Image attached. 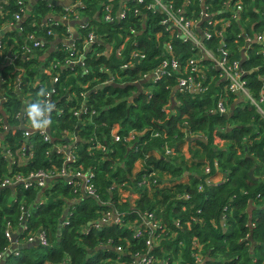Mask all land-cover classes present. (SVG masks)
Instances as JSON below:
<instances>
[{
    "label": "trees",
    "instance_id": "obj_1",
    "mask_svg": "<svg viewBox=\"0 0 264 264\" xmlns=\"http://www.w3.org/2000/svg\"><path fill=\"white\" fill-rule=\"evenodd\" d=\"M16 1L8 0L2 5L7 16L0 17V24L18 11ZM31 1H28L29 15L22 28L25 33L42 35L35 24H40L41 18L49 10L58 13L61 9L48 7L44 0H38L32 6ZM83 1L88 7L85 14L89 18L88 26L80 31L83 38L92 32L114 44L115 50L125 38L136 40L139 42L138 51L143 52L146 59L128 72L124 85L114 84L93 95L97 114L89 121L87 117H82V127L78 131L76 127L80 121L71 114V105L59 102L58 108L62 115L50 116L51 137L60 138V132L64 130L77 132V159L73 165L83 166L95 173L97 198H79L80 194L72 192L62 179H55L42 193L23 186L0 188V252L8 246L4 237L7 223L18 230L25 219L30 230L43 228L49 239L48 247L27 245L22 248L26 244L20 245L21 248L18 247L15 251L17 255H6L3 263L117 264L119 261L127 264L132 254L146 251V238L134 240L132 229L123 225L103 226L84 233L85 228L90 227L99 216L116 211L125 224L139 221L140 216L145 213L154 214L156 221L161 224L159 232L163 235L151 251V256L157 262L155 264H264V120L248 101L235 102L234 96L225 95L224 85L220 82L213 83L201 97L177 93L180 105L171 103V91L175 84L173 79L163 80L155 85L139 81L141 89L139 82H135L138 79L137 73L150 71L163 60L165 43H171L175 47V56L185 63L191 45L180 42L170 32L162 33L156 38L155 34L163 29L158 26L159 14L151 16L147 20L146 32L135 37L131 30L137 29V19L129 16L121 26L116 23H100L92 19L97 10L96 5L107 4L109 0ZM183 1L175 0V7H179ZM188 1L187 14H197L199 1ZM225 1L209 0L207 3L216 8ZM148 2L150 1H146V4ZM112 4L116 8L118 0H113ZM241 4L243 9L239 19L230 21L223 39L213 35V38L204 41L214 56L218 55L219 47L224 45L232 60L241 61L245 39H253L264 33V0H241ZM126 7L128 11L136 8L133 3ZM145 9L146 6H140L141 13ZM223 16L218 14L216 17ZM60 24L51 28L58 35L64 28ZM98 47L99 45L94 46L95 49ZM98 49L103 51V48ZM128 50L129 48L126 52ZM261 50L257 44L251 45L246 49L247 58L241 65L246 71L243 79L253 97L259 95V76L264 73V55ZM33 53L40 59L22 58L16 62L19 68L24 69L26 79L45 76L42 53L37 50ZM55 56L51 53L47 60ZM89 63L93 67L101 63L109 64L105 58ZM203 63L207 64L206 61ZM116 64L118 63L115 61V64L110 65L116 67ZM6 70V67L0 68L1 79ZM94 72L97 75V70L94 69ZM68 73L61 76L62 86L70 87L71 90L75 79L66 78ZM208 74L216 76V72L212 70ZM100 76L106 78V73ZM90 78L91 76L77 77L81 82ZM0 89L1 95L3 85ZM24 90L28 91L27 88ZM145 90L148 91L145 93ZM29 93L36 100V95L30 91ZM220 96L227 100V118L209 113ZM2 107L5 115L9 116V113L21 110V103L8 92ZM0 117L4 115L0 114ZM6 118L8 128L2 131L0 140L4 146L12 149L17 160L18 147L27 142L22 132L14 127L15 120ZM183 121L187 122L188 131L202 138H188L181 133ZM115 129L120 130L123 135L135 131L136 140L131 146L112 142L110 132ZM90 137L102 140L107 152L89 150ZM220 141H227L230 145L220 149L217 147ZM32 142L35 145L32 161L26 160L23 164L20 160L17 165L8 168L7 160L0 158V183L14 173L26 175L33 171L60 168L59 164L50 166L46 156V152L57 141L52 144L44 143L41 136L36 134L33 135ZM181 143L187 147L184 156H164V146L176 148ZM187 157H190V161L185 159ZM137 162H141V169L133 173ZM190 162L191 165L187 166ZM205 166L209 167V174L204 173ZM251 169H254L253 178L248 175ZM215 172L221 173L223 177L221 181L213 183L209 179ZM160 173L167 174L169 179L162 182L157 176ZM148 175H152L151 179L156 183L147 190L141 189L138 184ZM183 176H189V184L178 183ZM126 194L139 198L133 205L127 201L124 203L120 197ZM179 194H187L189 199L176 200ZM106 202L108 205H105ZM65 221L68 222L67 225H63ZM24 235L21 234L19 240ZM109 239L113 242L112 246L104 247V242ZM194 244L200 247L202 260L199 263L193 257L198 251ZM118 245H128L127 253L119 256L113 249Z\"/></svg>",
    "mask_w": 264,
    "mask_h": 264
},
{
    "label": "built area",
    "instance_id": "obj_2",
    "mask_svg": "<svg viewBox=\"0 0 264 264\" xmlns=\"http://www.w3.org/2000/svg\"><path fill=\"white\" fill-rule=\"evenodd\" d=\"M28 1L17 0L15 4L19 8L18 11L0 24V32H4L5 35L13 33L8 37H5L3 34V39H0V68H7L4 78H0V86L3 85L4 87L2 89L3 93L0 95V114L4 115V117H0V137L2 136V131H6L8 128L6 117H9L15 120L14 127L22 132L27 143L18 147L19 155L16 154L18 156L16 160L12 149L4 146V143L0 140V158L7 160L8 168L17 165V161L20 160L23 164L26 163V160L32 161L35 146L32 142V137L39 134L44 143L52 144L54 141H57V144H52V149L46 152V156H48V164L50 166L59 164L60 168L58 170L33 171L26 175L14 173L2 180L0 188L23 186L24 188L35 189L37 192L42 193L50 187L51 182L55 179H62L72 192L80 194L79 198L93 197L96 199L97 193L94 186L95 173L90 169H85L83 166L76 167L73 165L77 159L75 152L77 132L64 130L60 132V138L53 139L51 137L50 126L43 132L34 130L26 115V106L34 101L39 102L47 99L54 105L49 115L60 117L62 111L58 108V104L60 101H63L71 105V114L80 121V126L82 127V117H87L86 119L89 121L97 114L94 108L95 99L93 95L106 87H112L114 84L124 85V78L128 72L133 71L141 61L146 59V56L143 52L138 51L139 42L129 38L121 40V44L116 50L114 49V44L109 43L104 37L96 36L92 32L86 38H83L80 31L86 28L89 22V18L85 14L88 7L83 0H52L57 3V6H52L49 0H44L47 2L48 7L60 8V12L56 13L49 10L41 18V23L35 24L40 30L38 32L43 33L42 35H38L35 32L25 33L22 25L29 15L30 8ZM112 1L109 0L107 4H97V10L94 11L92 19L100 23H116L121 26L129 16H132L139 21L136 24L137 29L131 30V34L136 37L146 32L147 20L151 16L159 14L160 21L158 22V26H161L163 29L155 34L156 38L162 33L170 32L180 42L191 45L190 53L185 63L175 56V47L171 43H165L162 50L163 60L150 71L145 73L139 71L136 75L138 79L135 82L145 81L151 85H155L163 80H175L171 91V103L176 105H180V100L176 97L177 93H191V95L201 97L213 83L220 82L224 85L225 95L234 96L235 102L238 100L248 101L255 108L260 118L264 120V73L259 76V81L261 82L259 95L258 97H253L243 79L246 71L241 67L242 62L247 58L246 49H249L251 45L257 44L262 49L261 52L264 55V33L258 34L253 39L249 37L245 39V47L241 49V61L232 60L229 57L228 51L224 49V45L219 47L218 55L214 56L209 47L204 43L205 40L213 38V35L221 38V40L223 39L225 28L229 25L230 21H237L239 19V14L243 9L241 0H226L224 4L222 3L216 8L211 7L207 3L209 0H198L200 3L199 12L197 14L192 13L191 16L187 14L186 10L189 4L188 0H184L179 7H175V0H149L150 2L147 4L146 1L148 0H118L116 8L115 4H112ZM7 2L8 0H0V17L5 18L7 16L2 7ZM129 3H133L136 8H131L128 11L126 6ZM143 5L146 6V9L141 13L140 6ZM218 14H223L224 16L222 18L216 17ZM60 23L63 24L64 28L61 29L63 31L58 35L51 28L61 25ZM202 27L205 28L203 29ZM95 45H99L98 48H103V51H100L98 48L95 49ZM127 48H129L128 52H126ZM35 50L42 53L41 59L45 63L43 70L45 76L26 79L24 69L19 68L16 62L22 58H25V60L28 58L40 59L33 53ZM51 53L56 55L55 58L47 60L48 55ZM100 58H105L109 64L101 63L93 67L89 63L92 60ZM115 61L118 64H116V67H112L110 64H115ZM204 61L207 64H204ZM94 69L97 70V75ZM211 70L216 72V76H209L208 73ZM65 72H69L65 76L66 78L75 79V83L72 86L73 89L71 90L70 87L62 86L61 76ZM104 73H106V78L100 76V74ZM78 76H91V78L85 82H81L77 79ZM139 85L142 89L140 82ZM24 88H27L28 91H25ZM74 88H78V90ZM41 90L50 93V95L46 98L41 97L39 95ZM29 91L36 95V100H34ZM8 92L12 93L21 103V110L17 113H9V116L5 115L2 107L3 103L6 102V94ZM228 110L226 98L220 96L216 105L209 113L222 116L227 114ZM186 125L187 122H184V125L180 127L181 133L188 138L199 137L188 131ZM110 136L112 142L125 146H131L137 137L135 131H130L123 135L120 133V130L116 129L110 132ZM154 136H158V134H154ZM62 141H66L67 143H63ZM88 142L90 146L89 150L100 153L107 152L106 145L97 137H90ZM134 147L135 145L132 146V148ZM163 151L165 157L176 156L174 152L175 147L164 146ZM203 171L205 174H209V167L205 166ZM151 178L152 175L144 176L138 186L141 189L147 190L150 185L156 183ZM122 186L128 187L127 185ZM200 190L201 188L199 187ZM133 196L128 194L121 195L120 200L124 203L127 201L132 204L131 198ZM175 199L187 200L189 199V195L179 194ZM105 205H108V202ZM67 224L68 222L66 221L63 223V225ZM178 224L179 221L176 222V225ZM121 225L132 229V238L134 240L141 241L146 238V251L144 253L132 254L130 262L127 264L157 263L151 256V251L163 235L159 232V229H162L161 224L156 221L152 212L141 215L139 221L133 224H125L121 219V215L116 211L106 212L99 216L90 227L85 228L84 233L91 229H100L103 226ZM21 234L25 235L22 240H19ZM14 235L17 237L13 242ZM4 237L8 242V246L0 252V262L8 254L14 253V255H17L15 251L22 244L42 247L49 246V239L45 229L38 227L37 229L30 230L25 224V219L21 222L18 230H15L10 223H7ZM112 244V240L109 239L104 242L103 246L110 248ZM194 245H196L195 247L198 251L193 257L195 262L199 263L202 260V255L199 251L200 247L198 244ZM128 247V245H118L113 247V249L121 256L127 253ZM117 264L126 263L117 261Z\"/></svg>",
    "mask_w": 264,
    "mask_h": 264
},
{
    "label": "clouds",
    "instance_id": "obj_3",
    "mask_svg": "<svg viewBox=\"0 0 264 264\" xmlns=\"http://www.w3.org/2000/svg\"><path fill=\"white\" fill-rule=\"evenodd\" d=\"M39 95L41 97H48L50 93L41 90ZM54 105L51 104L47 99L41 100L37 103H30L26 106L25 112L30 121L31 127L34 130L43 132L50 124V113L53 110Z\"/></svg>",
    "mask_w": 264,
    "mask_h": 264
},
{
    "label": "crops",
    "instance_id": "obj_4",
    "mask_svg": "<svg viewBox=\"0 0 264 264\" xmlns=\"http://www.w3.org/2000/svg\"><path fill=\"white\" fill-rule=\"evenodd\" d=\"M36 1L37 0H32L31 1V5L33 6L34 5V3H36ZM8 29H10V28H8ZM4 32H0V39H3V37H4ZM230 145V143L229 142H227V141H220V142H218V144H217V147L218 148H220V149H222V148H225V147H227V146H229ZM186 146H185V144L183 143H181V144H179L178 145V147H176L175 148V154H176V156H178V158H180V156H184L185 155V150H186ZM157 155H159V154H155V156H157ZM186 160L187 161H190L188 158H186ZM141 162H137L136 163V165H139ZM136 165H135V168H134V172L133 173H136V172H138V171H140V169H141V167H140V169L139 170H137V171H135V169H136ZM191 165V162H190V164L189 163H187V166H190ZM8 166V165H7ZM157 176H159L158 178L162 181V182H165V180H167V179H169V176L167 175V174H164V173H160L159 175L157 174ZM222 174L221 173H219V172H215V175L214 176H212L209 180L211 181V182H213V183H216V182H219V181H221L222 180ZM189 182H190V178H189V176H183L182 178H180L179 180H178V183H180V184H184V185H187V184H189ZM138 196H133L132 198H131V202H132V204L131 205H133V203H134V201H137L138 200Z\"/></svg>",
    "mask_w": 264,
    "mask_h": 264
},
{
    "label": "water",
    "instance_id": "obj_5",
    "mask_svg": "<svg viewBox=\"0 0 264 264\" xmlns=\"http://www.w3.org/2000/svg\"><path fill=\"white\" fill-rule=\"evenodd\" d=\"M49 3H50L52 6H57V3L54 2V1H52V0H49ZM136 61H137V59H136ZM222 116H224L225 118L228 117L227 114H224V115H222ZM79 128H80V124L77 125V127H76V131H78ZM253 172H254V169H251V170H249V172H248V175H249L251 178H253ZM255 180H256V179H255ZM11 188H13V187H11ZM16 237H17L16 235L13 236V239H12L13 242L16 240ZM28 245H29V244H28ZM25 246H27V245H24L22 248H24ZM30 246H35V245H30ZM20 248H21V247H20ZM0 264H4L3 261H1Z\"/></svg>",
    "mask_w": 264,
    "mask_h": 264
},
{
    "label": "rangeland",
    "instance_id": "obj_6",
    "mask_svg": "<svg viewBox=\"0 0 264 264\" xmlns=\"http://www.w3.org/2000/svg\"><path fill=\"white\" fill-rule=\"evenodd\" d=\"M124 58H125V55H124ZM146 91H148V90H146ZM189 95H191V93H188ZM227 115H228V113H227ZM184 122H186V121H183L182 122V124H181V126L182 125H184ZM187 126V125H186ZM175 157V156H174ZM188 159H190V157H187ZM186 159V158H185ZM140 167H141V163L139 164V165H136V169H135V171H137V170H139L140 169ZM14 188V187H13ZM160 201V200H159Z\"/></svg>",
    "mask_w": 264,
    "mask_h": 264
},
{
    "label": "bare ground",
    "instance_id": "obj_7",
    "mask_svg": "<svg viewBox=\"0 0 264 264\" xmlns=\"http://www.w3.org/2000/svg\"><path fill=\"white\" fill-rule=\"evenodd\" d=\"M17 250V249H16Z\"/></svg>",
    "mask_w": 264,
    "mask_h": 264
}]
</instances>
